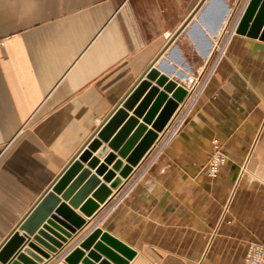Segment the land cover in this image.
Masks as SVG:
<instances>
[{"label":"crops","instance_id":"0c3cea01","mask_svg":"<svg viewBox=\"0 0 264 264\" xmlns=\"http://www.w3.org/2000/svg\"><path fill=\"white\" fill-rule=\"evenodd\" d=\"M250 1L0 0V248L156 68L188 94L155 143L92 217L61 199L86 224L57 253L27 237L17 254L68 264L101 229L129 264H244L264 240V41L236 33Z\"/></svg>","mask_w":264,"mask_h":264},{"label":"water","instance_id":"95a60500","mask_svg":"<svg viewBox=\"0 0 264 264\" xmlns=\"http://www.w3.org/2000/svg\"><path fill=\"white\" fill-rule=\"evenodd\" d=\"M236 33L264 41V0L250 1L237 26ZM152 82H156V86H152ZM160 87H164L163 92L159 90ZM170 93H172L171 99L168 96ZM187 94L188 91L183 86H178L177 82L170 80L169 76L152 68L146 78L127 97L122 107L118 108L106 121L87 149L68 166L18 229L5 241L0 248V264H39L51 257L34 242H29L27 247L17 254L27 237H33L34 241L51 252L57 253L65 239L72 237L73 233L86 224V220L62 203L61 199L69 201L72 208L80 209L87 217H92L99 204L105 203L111 190L119 185L120 180L119 178L115 180V173L119 172L121 178L131 173L133 167L139 164L155 143L158 133L163 131ZM165 103L164 109L158 114ZM130 111H134L133 117H129ZM140 118H143L144 124L139 123ZM123 123H125L123 128L112 138ZM147 125H152V130H148ZM134 130L135 133L129 138ZM102 141L108 143L113 153H108L107 148H103L99 156L105 157V162L99 166L100 160L98 157H93V153L101 148ZM123 159H126V166H123ZM84 163H88L90 169H96L99 166L96 174L93 175L90 169H85ZM109 165H113L112 170L108 169ZM98 176H103L104 182L111 184L110 187L102 184ZM91 193H93V199H88ZM59 195L62 197L59 198ZM41 227H43L42 230H40ZM98 239L100 243L96 244L92 252H89L83 264L98 262L129 264V261L137 255L135 251L109 233L96 229L79 248L66 257L65 261L68 264H79L85 257L83 250L90 251ZM103 257L110 262L102 260Z\"/></svg>","mask_w":264,"mask_h":264},{"label":"built area","instance_id":"2783aa9c","mask_svg":"<svg viewBox=\"0 0 264 264\" xmlns=\"http://www.w3.org/2000/svg\"><path fill=\"white\" fill-rule=\"evenodd\" d=\"M244 264H264V240L249 245Z\"/></svg>","mask_w":264,"mask_h":264},{"label":"rangeland","instance_id":"374dc122","mask_svg":"<svg viewBox=\"0 0 264 264\" xmlns=\"http://www.w3.org/2000/svg\"><path fill=\"white\" fill-rule=\"evenodd\" d=\"M211 159H213L212 163L206 168V172L210 175H217L226 162L227 157L221 150H216Z\"/></svg>","mask_w":264,"mask_h":264}]
</instances>
